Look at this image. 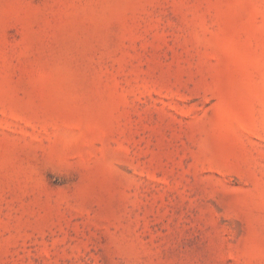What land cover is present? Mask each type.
I'll use <instances>...</instances> for the list:
<instances>
[{
	"label": "rangeland",
	"instance_id": "rangeland-1",
	"mask_svg": "<svg viewBox=\"0 0 264 264\" xmlns=\"http://www.w3.org/2000/svg\"><path fill=\"white\" fill-rule=\"evenodd\" d=\"M0 264H264V0H0Z\"/></svg>",
	"mask_w": 264,
	"mask_h": 264
}]
</instances>
